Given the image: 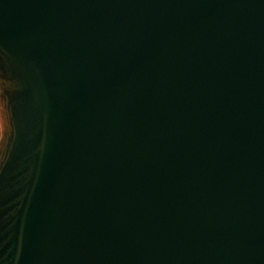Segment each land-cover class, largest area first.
Wrapping results in <instances>:
<instances>
[{"label":"water","instance_id":"1","mask_svg":"<svg viewBox=\"0 0 264 264\" xmlns=\"http://www.w3.org/2000/svg\"><path fill=\"white\" fill-rule=\"evenodd\" d=\"M0 264H264V0H0Z\"/></svg>","mask_w":264,"mask_h":264}]
</instances>
